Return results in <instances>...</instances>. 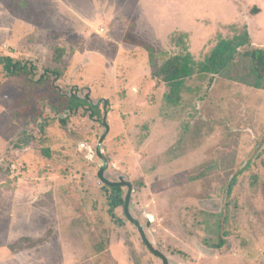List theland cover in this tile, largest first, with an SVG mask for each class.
Wrapping results in <instances>:
<instances>
[{
    "label": "rangeland",
    "instance_id": "obj_1",
    "mask_svg": "<svg viewBox=\"0 0 264 264\" xmlns=\"http://www.w3.org/2000/svg\"><path fill=\"white\" fill-rule=\"evenodd\" d=\"M244 27L264 49V0H0V54L35 67L0 64V264H161L138 226L169 264H264V90L197 74L171 105L151 77ZM74 88L108 131L61 123ZM101 168L131 184L138 225L111 217Z\"/></svg>",
    "mask_w": 264,
    "mask_h": 264
},
{
    "label": "trees",
    "instance_id": "obj_2",
    "mask_svg": "<svg viewBox=\"0 0 264 264\" xmlns=\"http://www.w3.org/2000/svg\"><path fill=\"white\" fill-rule=\"evenodd\" d=\"M63 54V48H54L52 60L54 62H59ZM0 64L3 65L4 70L9 75H24L30 81L33 80L32 75L35 68L34 66H30L29 68L25 64L14 61L12 57L1 54ZM45 70L54 74L56 78L60 77V72L57 69ZM44 74L36 79L35 83H45L47 78ZM197 74L202 76H220L253 89L264 90V49L251 45L249 32L247 27H244L240 33L231 38L220 39L204 60L198 64H195L189 52L173 55L152 70L151 77L165 84L166 90L163 93L164 102L171 105H178L182 98V92L187 89L186 80ZM61 95L64 97L61 107V111L64 115L59 119L63 125L66 124L68 118L81 113L101 124L105 128V132L108 131L105 111L104 108L101 107V101L94 102L89 95L82 94L75 88L66 94L61 93ZM104 103H106V101H103V104ZM55 108L56 106L54 105V109ZM103 137L104 134L101 136V139ZM102 171L103 170L100 169L99 176L101 182L104 183L103 187L107 193L108 211L111 217L115 218L116 208L121 207L126 219L138 225V222L130 216L129 212V191L131 184L123 178L119 181L107 180L103 177ZM235 178L236 175L229 180L227 193L230 192ZM124 188L127 189L125 194L123 191ZM116 221L122 223L120 219L116 218ZM221 226L222 225H219V230H221ZM138 230L148 250L156 257L160 258L161 264H169L168 259L158 250L154 249L147 241L143 230L139 226ZM225 234L226 233H220L219 236L222 237ZM222 244L223 240L220 239L215 247H220ZM14 245L15 243L11 244L10 247Z\"/></svg>",
    "mask_w": 264,
    "mask_h": 264
},
{
    "label": "water",
    "instance_id": "obj_3",
    "mask_svg": "<svg viewBox=\"0 0 264 264\" xmlns=\"http://www.w3.org/2000/svg\"><path fill=\"white\" fill-rule=\"evenodd\" d=\"M104 168V167H103ZM103 168H101L103 170ZM150 219V218H149Z\"/></svg>",
    "mask_w": 264,
    "mask_h": 264
}]
</instances>
